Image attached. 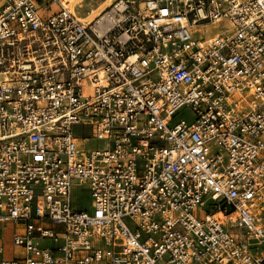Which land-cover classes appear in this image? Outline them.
Wrapping results in <instances>:
<instances>
[{
  "label": "built area",
  "instance_id": "built-area-1",
  "mask_svg": "<svg viewBox=\"0 0 264 264\" xmlns=\"http://www.w3.org/2000/svg\"><path fill=\"white\" fill-rule=\"evenodd\" d=\"M5 225L0 264H264V0H0Z\"/></svg>",
  "mask_w": 264,
  "mask_h": 264
},
{
  "label": "rangeland",
  "instance_id": "rangeland-1",
  "mask_svg": "<svg viewBox=\"0 0 264 264\" xmlns=\"http://www.w3.org/2000/svg\"><path fill=\"white\" fill-rule=\"evenodd\" d=\"M113 1L116 0H79L78 2L73 0V4H75L74 10L76 11L78 17L83 20L91 19L93 15L99 13L103 9H107ZM107 7V8H106ZM104 10V11H105ZM103 13V12H102ZM222 27L223 25H219ZM216 33V26H211L208 29V36H212ZM192 119V115L189 110L183 109L181 110L177 116L175 117V122L179 120ZM103 147V142L90 140L88 143L84 145L85 150H95ZM73 199L78 203V205L85 210H90V198L88 193L81 194V190L75 189L73 192ZM4 229L3 235V248H4V257H11L14 252H19L18 250H13L11 245V234L12 227L9 225L0 226V230ZM1 236V233H0Z\"/></svg>",
  "mask_w": 264,
  "mask_h": 264
},
{
  "label": "bare ground",
  "instance_id": "bare-ground-1",
  "mask_svg": "<svg viewBox=\"0 0 264 264\" xmlns=\"http://www.w3.org/2000/svg\"><path fill=\"white\" fill-rule=\"evenodd\" d=\"M67 1L70 2V7H72V8L75 7V4L72 3L73 0H67ZM74 1L78 2L79 0H74ZM113 2H114V1H113ZM113 2H112V3H113ZM112 3H111V4H112ZM111 4H110V5H111ZM110 5H108V6H110ZM106 8H107V7H106ZM104 10H105V9H103V10L100 11L99 13L93 15L91 19H88V20H83V19H82V20H83L84 22H86V23H89V22L93 21L95 18L100 17V16L102 15V12H104Z\"/></svg>",
  "mask_w": 264,
  "mask_h": 264
}]
</instances>
